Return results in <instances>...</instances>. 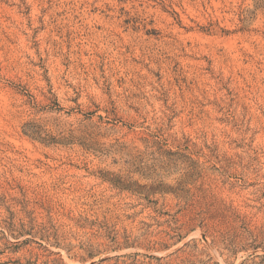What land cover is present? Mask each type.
<instances>
[{
	"label": "rangeland",
	"instance_id": "1",
	"mask_svg": "<svg viewBox=\"0 0 264 264\" xmlns=\"http://www.w3.org/2000/svg\"><path fill=\"white\" fill-rule=\"evenodd\" d=\"M0 264H264V0H0Z\"/></svg>",
	"mask_w": 264,
	"mask_h": 264
}]
</instances>
